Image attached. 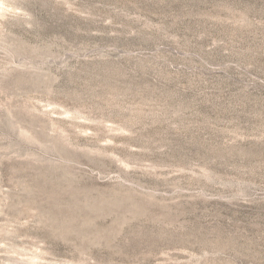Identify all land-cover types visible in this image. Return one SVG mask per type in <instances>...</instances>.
<instances>
[{
    "label": "rangeland",
    "instance_id": "obj_1",
    "mask_svg": "<svg viewBox=\"0 0 264 264\" xmlns=\"http://www.w3.org/2000/svg\"><path fill=\"white\" fill-rule=\"evenodd\" d=\"M0 264H264V0H0Z\"/></svg>",
    "mask_w": 264,
    "mask_h": 264
}]
</instances>
